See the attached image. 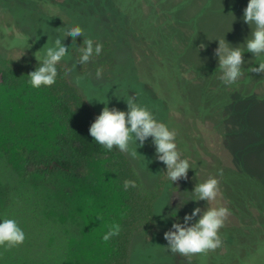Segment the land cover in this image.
Instances as JSON below:
<instances>
[{"label": "rangeland", "instance_id": "374dc122", "mask_svg": "<svg viewBox=\"0 0 264 264\" xmlns=\"http://www.w3.org/2000/svg\"><path fill=\"white\" fill-rule=\"evenodd\" d=\"M49 1L57 4L55 16L48 15L39 0H0V30L6 34L0 37V61L18 60L23 49L34 54L41 50L43 55L49 36L54 39L59 35L63 39L65 29L79 25L84 30V38L103 46L101 54L79 65L78 47L83 45L84 38L78 37L73 45L72 37L68 36L63 41L69 46L68 55L58 64L66 68L69 81L85 97L95 117L105 104L110 109L127 111L126 101L134 97L139 106L147 108L158 122L167 125V106L146 83L155 76L159 91L165 93L167 87L172 88L164 75L168 72L160 70L151 58L144 64L139 63L137 46L141 38L120 10L109 0ZM248 2L211 0L199 19L197 30L198 39L205 41L206 49L202 54L192 55L194 62L217 69L218 59L213 53L218 39H226L243 49L242 44L251 34V27L243 22ZM50 44L51 41L46 46ZM13 45L19 48L4 47ZM180 58L173 59L170 67L175 62L179 65ZM261 59L255 60L252 53L245 52L242 70ZM98 69H102L99 78ZM217 72L220 76L218 69ZM15 82L19 87L14 90L0 86V223L5 218L15 219L26 233V239L17 247H0V264H106L115 251L116 236L107 242L103 236L111 225L121 227L127 212L119 186L107 170L108 159H95L70 173L56 171L49 176L25 179L21 172V151L27 148L44 154L56 152L55 139L62 128L50 112L51 99L46 93L33 88L25 77L15 78ZM233 111L234 115H243L242 124L249 122L257 126L264 136V102L251 105L250 100H241ZM173 117L175 126L179 115L175 113ZM239 117L228 119L218 132L206 122L201 126L202 132L211 148L223 151L228 165L235 164L234 154L239 152L244 162L253 166L255 157L249 162V155L259 149L249 146L251 133L239 126ZM152 139L149 137L137 149L136 158L127 154L143 183L156 197L153 218L157 226L152 236L134 238L129 264H217L211 260V255L217 258V249L189 259L166 248L164 233L174 223H183L184 217L197 207H227V203L220 194L211 205L203 201L198 206L193 200L189 179L173 184L167 178L166 165L156 159ZM249 150L253 151L248 153ZM256 166L264 174V153ZM198 178L197 183L207 180L203 172ZM238 199L244 201L241 196ZM232 223L230 213L225 225Z\"/></svg>", "mask_w": 264, "mask_h": 264}, {"label": "trees", "instance_id": "16d2710c", "mask_svg": "<svg viewBox=\"0 0 264 264\" xmlns=\"http://www.w3.org/2000/svg\"><path fill=\"white\" fill-rule=\"evenodd\" d=\"M109 1L141 38L137 46L139 63L144 64L151 58L160 70L168 72L164 75L167 82L171 81L168 84L172 88L167 87L165 93L159 91L155 76L147 80L146 85L167 106L166 123L177 133L175 142L181 158L190 163L188 179L192 189L200 172L204 173L205 179L217 178L220 194L233 215V223L224 224L220 229L222 246L217 249L219 257L211 255V260L217 264H264V174L256 169L257 160L264 153V136L257 126L253 127L249 122L242 124L243 115L236 114L241 117L239 126L251 133L249 146H257L259 152L249 155V162L255 157L253 166L245 163L239 152L234 154L235 164L228 165L223 159V151L208 145L201 128L208 122L215 132L221 131L225 122L236 116L233 107L241 100H250L251 105L264 102V75L249 71L253 66L258 67L259 62L242 70L243 75L230 86L218 78L217 69L194 62L192 55L202 54L206 49L203 48L205 41L198 39L197 30L199 19L211 0ZM39 2L48 15L55 16L57 4L49 0ZM181 10L183 13H179ZM3 36L6 34L0 30V37ZM4 47L10 50L19 48L14 45ZM22 51L24 53L18 60L0 61V86L18 88L15 78L25 77L29 81L28 74L39 66L34 53ZM186 54L189 57L185 58ZM178 57H181L179 65L175 62L170 67L173 59ZM57 71L52 86L38 89L51 99L50 112L62 128L55 139L56 152L44 154L23 149L19 154L22 175L28 179L49 176L56 171L70 173L95 159L107 158V170L119 186L127 212L119 235H116L115 251L106 264H129L134 238L153 234L156 197L143 183L126 153L115 147L109 151L90 136L89 128L96 118L92 108L69 81L66 68L57 64ZM147 71L150 73L149 68ZM168 100L174 104L170 105ZM175 113L179 118L177 125L173 126ZM125 180H134L137 187L125 190ZM238 196L244 201L241 202ZM196 202L202 206L203 201Z\"/></svg>", "mask_w": 264, "mask_h": 264}, {"label": "clouds", "instance_id": "9594fccd", "mask_svg": "<svg viewBox=\"0 0 264 264\" xmlns=\"http://www.w3.org/2000/svg\"><path fill=\"white\" fill-rule=\"evenodd\" d=\"M243 22L251 27V34L246 39L243 49L240 46L231 45L226 39H218V47L214 50V57L218 59L219 79L225 85H232L243 75L242 68L245 64L244 53H252L255 60L264 57V0H249L244 9ZM72 37L73 45H76L78 37L84 38V30L79 26L65 29L63 39L49 36L50 46H44L43 55L41 50L35 53L38 67L28 74L29 83L33 88L41 86H52L58 75L57 64L68 55L69 46L63 41ZM102 45L94 43L91 38H84L83 45L78 47V64L88 63L95 55L102 52ZM206 47L203 45V48ZM251 62V61H249ZM258 67H251L249 71L256 74H264V59L258 63ZM102 74V69L97 70V77ZM79 80V77L77 78ZM127 111L117 108H109L107 104L102 112L95 118L89 128V134L95 142L111 151L114 147L120 152L130 154L136 158L138 148L145 145L149 137L153 138L152 143L156 150V159L166 165L167 178L174 183L188 179L190 163L182 159L177 149L175 130L158 122L153 114L145 107L139 106L135 98L127 101ZM139 142V143H137ZM135 144L137 147H132ZM222 175V171L220 173ZM137 187L134 180H125L124 188ZM220 195L219 180L209 177L204 182H199L193 190V200L206 201L208 205L216 201ZM230 215L227 207L209 206L206 209L197 207L192 213L187 214L183 223L177 222L172 228L164 233L168 242L167 249L173 254H180L191 259L196 255H206L222 246L220 229ZM120 225L113 224L109 231L103 236L105 242L111 237L119 235ZM26 239V233L19 226L15 219H3L0 223V247H17Z\"/></svg>", "mask_w": 264, "mask_h": 264}]
</instances>
